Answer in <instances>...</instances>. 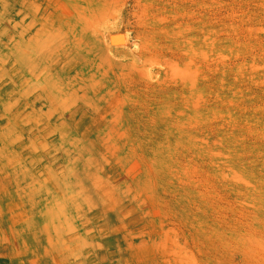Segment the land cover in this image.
I'll list each match as a JSON object with an SVG mask.
<instances>
[{
  "label": "rangeland",
  "instance_id": "obj_1",
  "mask_svg": "<svg viewBox=\"0 0 264 264\" xmlns=\"http://www.w3.org/2000/svg\"><path fill=\"white\" fill-rule=\"evenodd\" d=\"M0 264H264V0H0Z\"/></svg>",
  "mask_w": 264,
  "mask_h": 264
},
{
  "label": "bare ground",
  "instance_id": "obj_2",
  "mask_svg": "<svg viewBox=\"0 0 264 264\" xmlns=\"http://www.w3.org/2000/svg\"><path fill=\"white\" fill-rule=\"evenodd\" d=\"M118 33V32H117ZM115 39H118L119 41H122V42H124L125 43V41H126V36H125V34H121V35H118L117 37H113V40H115ZM118 41V42H119ZM24 44V43H23ZM23 55H21V60H23ZM20 60V61H21ZM189 61V60H188ZM180 69H182V68H180Z\"/></svg>",
  "mask_w": 264,
  "mask_h": 264
}]
</instances>
